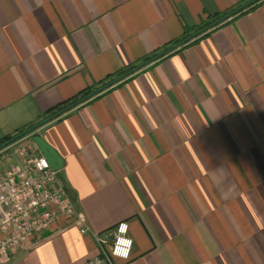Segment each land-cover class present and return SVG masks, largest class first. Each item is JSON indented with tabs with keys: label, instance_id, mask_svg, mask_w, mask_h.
<instances>
[{
	"label": "crops",
	"instance_id": "obj_1",
	"mask_svg": "<svg viewBox=\"0 0 264 264\" xmlns=\"http://www.w3.org/2000/svg\"><path fill=\"white\" fill-rule=\"evenodd\" d=\"M251 1L0 0V144L139 66L0 150L20 162L17 147L46 140L91 228L62 220L0 264H89L94 233L121 221L132 255L100 264H264V0Z\"/></svg>",
	"mask_w": 264,
	"mask_h": 264
},
{
	"label": "built area",
	"instance_id": "obj_2",
	"mask_svg": "<svg viewBox=\"0 0 264 264\" xmlns=\"http://www.w3.org/2000/svg\"><path fill=\"white\" fill-rule=\"evenodd\" d=\"M15 153L20 162L12 161L13 154L0 158V260L62 220L77 223L82 233L90 232L60 171L53 169L36 143L29 140ZM129 230V222L121 221L111 230L94 233L100 253L89 264L129 259L134 247Z\"/></svg>",
	"mask_w": 264,
	"mask_h": 264
},
{
	"label": "water",
	"instance_id": "obj_3",
	"mask_svg": "<svg viewBox=\"0 0 264 264\" xmlns=\"http://www.w3.org/2000/svg\"><path fill=\"white\" fill-rule=\"evenodd\" d=\"M254 1L253 0L251 2H249L247 5H251ZM228 17V16H226ZM226 17H224L223 19H225ZM143 65V64H142ZM141 67V66H140ZM104 88H100L98 91L94 92L97 93L101 90H103ZM79 102H77L76 104L70 106V108L76 106ZM55 116L49 117L45 120H42L41 122L35 124L34 126L28 128L27 130L20 132L19 134L13 136L12 138H10L9 140L5 141L4 143L0 144V150L17 142L18 140L22 139L23 137L33 133L36 129L40 128L41 126H43L44 124H46L47 122L53 120ZM34 142L36 143L38 149L47 157V159L50 161L51 166L53 167V169L55 170H60L63 167V159L62 157L58 154V152L48 143L46 142V140H44L40 135H34Z\"/></svg>",
	"mask_w": 264,
	"mask_h": 264
},
{
	"label": "trees",
	"instance_id": "obj_4",
	"mask_svg": "<svg viewBox=\"0 0 264 264\" xmlns=\"http://www.w3.org/2000/svg\"><path fill=\"white\" fill-rule=\"evenodd\" d=\"M138 67L139 66H134L133 68H131L129 70H125V71L119 72L116 75L110 76L108 79H106L105 81L102 82L100 88H106V87L110 86L111 84H113L114 82L119 80L121 77L131 73L134 69H136ZM99 89H97V90L87 89V90L83 91L82 93H80L78 96H75L74 98H72V99H70V100H68V101H66L64 103H62L60 105H57L56 107L52 108L50 110V112H48V115L46 116V119L49 118V117L55 116V115L59 116L63 112L69 110L70 106L76 104L77 102H79V103L83 102L84 100L89 98L91 95H93L95 91H98ZM23 131H25V130H23ZM10 138H12V137L6 138L2 143H4L5 141L9 140Z\"/></svg>",
	"mask_w": 264,
	"mask_h": 264
}]
</instances>
